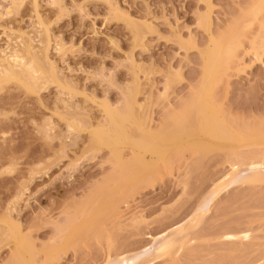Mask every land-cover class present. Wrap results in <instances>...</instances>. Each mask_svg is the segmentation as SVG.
<instances>
[{"label":"rangeland","instance_id":"rangeland-1","mask_svg":"<svg viewBox=\"0 0 264 264\" xmlns=\"http://www.w3.org/2000/svg\"><path fill=\"white\" fill-rule=\"evenodd\" d=\"M252 1L0 0V56L27 43L32 54L47 50L42 61L53 70L33 91L16 80L0 84V264H15L19 236L20 260L34 264L264 262V181L229 184L198 211L232 162H239L238 178L251 172L240 157L264 154V144L239 146L237 160L234 145L217 142L221 135L209 138L207 129L195 135L180 124L196 112L193 104L188 109L191 90L199 83L209 36L225 31ZM114 13L139 28L136 43L129 22ZM208 14L205 29L199 20ZM238 31L235 57L204 102L208 98L232 131L261 130L264 41L259 48L253 43L264 39V8ZM133 88L143 127L156 130L169 115L165 131L177 133L163 157L141 152L149 162L138 176L113 164L110 152L122 160L133 155L125 140L108 147L89 136L105 121L101 105L122 109ZM69 122L83 127L69 129ZM244 234L249 240L239 241ZM170 237L183 250L154 257L155 242Z\"/></svg>","mask_w":264,"mask_h":264},{"label":"bare ground","instance_id":"bare-ground-1","mask_svg":"<svg viewBox=\"0 0 264 264\" xmlns=\"http://www.w3.org/2000/svg\"><path fill=\"white\" fill-rule=\"evenodd\" d=\"M35 1L36 0H32V3L35 4L36 3ZM13 4H15V3H13ZM250 4L251 5L248 7L247 11L245 10L241 14V16L238 17V19H236L235 21L233 20L234 22H232V24L227 29L225 28L226 29L225 31H220L221 33L218 35L209 36L210 37L209 38V44L206 45L207 46V48L205 47L206 51L202 56V64H201L202 65V70H201L202 72H201L200 79L198 80L199 83L196 84L197 87L196 88L194 87L193 91L191 90V92H192L191 98L189 97L191 102L189 101L190 106L188 109H190L191 105L193 104L192 107L196 109L195 110L196 112L194 114L195 116L193 115L194 118L192 120L187 118L188 121H185V124H184V122L180 123L181 125L186 127L185 129L188 133L190 131L191 132L193 131V133L195 135H199L200 134L199 132H202V130L203 131L205 130V132H206V129H207V131H210L209 135L207 134L209 136V138H210V135L214 136L217 134L216 135L217 137H218V135L219 136L221 135L220 137H221L222 141H219V140L217 141V139H216V141L221 142L223 148L225 145H227V146L228 145H232V146L234 145L235 149L234 150L232 149V150L236 152L235 154H237V157H238L237 160L239 159V154L237 153L239 146H241L243 144H251V145L257 144L258 146H259V144H264V128L260 130L259 127L258 128L253 127V128H249V130L246 128V130H244V129L243 130L242 129H240V130L233 129V131H232L233 127L230 124H226L228 121L227 122L225 121L226 119L224 118V116H222L219 112H217V113H219L220 116H217L213 110L216 107H212V105L210 103H207L208 98L206 99V102H204L205 101L204 98L209 97L211 99V97L214 93L213 90H215L216 83H218V81L221 80L220 78L224 75L223 73L225 72L226 68L229 67L228 65H229V63H231L230 61L233 59L232 57L235 55L236 48L238 47V45H240L239 43H241V41L239 40L240 32L238 31V29L240 28V29L244 30L245 28H247L258 17L259 12L264 8V6H263L264 0H254ZM115 10H113V11L116 12L117 10L116 11ZM10 11L11 10L9 9L7 11V13ZM114 14H116V13H114ZM118 14H116V15L118 16ZM116 15H115V17H116ZM119 15L121 16V17L118 16L119 18H125L123 14L122 15L119 14ZM208 16H209V14L203 15L202 17H200V20H199V23L201 25H203L205 27V29L208 28L209 24H210V22L208 21V19H209ZM113 17H114V15H113ZM125 19L127 20V23L129 22V25L131 26L132 30L134 31L135 43H136L139 40V34L137 31V30H139V28L137 27L138 29L136 30V28H135L136 24L133 21L132 22L129 21L130 19H128L127 17ZM208 30H210V29H208ZM46 32H48V30H46ZM46 32H45V34H47ZM42 39H43V37H42ZM260 39H261V37H260ZM262 40L264 41V39H261V41L259 43L257 41L254 42L253 46H255V47L257 46L256 48L261 47L262 43H263ZM23 45H25V44H23ZM23 45H22V47H23ZM26 45H28V44L26 43ZM26 45L23 47L24 49L21 47L23 50L22 49L21 50H11L12 52H10L9 55L6 53V54H4L5 56H0V84L1 85L3 82L5 83V82H9V80H13V81L16 80L17 83H20L21 86L24 85L27 88V90H29V91H33V90H35V88H38V84L40 85V83H41V85L43 84V86H44V83L41 82L42 77L44 79L47 78V76L45 74L51 73V71H53V70L49 69V68H51V66H49V68L47 69L45 67V65L43 64V61H42V60H44L45 57L47 58V55H45L44 57L42 56V55H44V52L46 54L47 50L45 51L44 48L41 49L42 51H41L40 55H39V52L35 51L34 54L37 53L38 55H34V54H32L33 51H31L33 49H30L29 46H26ZM38 56H42V57L40 58ZM39 58L41 60H39ZM44 62H46V59L44 60ZM47 62L49 63V61H47ZM48 63H45V64H48ZM46 66L48 67V65H46ZM54 70H55V68H54ZM54 74H55V71L53 72V75ZM50 77H51V74H50ZM57 80H55V81L57 82ZM38 81H40V82L37 83ZM43 81L46 82L45 80H43ZM59 83L60 82L58 81V84ZM45 84H47V83H45ZM33 87H34V89H32ZM64 90H65V88H64ZM70 92H72V90H70ZM127 93H130L131 96H129V97L127 96L128 99H125V103L122 105L124 107L123 108L121 107L122 109L116 108V106H115V108H111L107 105L106 102H105V104L103 103L101 105V107L103 106L102 107L104 109L103 111H105L104 112L105 113V118H104L105 121H100L99 122L100 124L98 123L99 126L97 124L96 126L92 127V130H90L91 133H89L91 135H89V136L91 138L90 140L96 141V143L97 142L101 143L103 141L102 144L106 143L104 145H107V146L108 145H112V146L116 145L117 146L123 140H125L126 141L125 143H128L133 149V151H132L133 155L130 156L131 158H128L127 160H124V159L122 160L121 156H119L120 153H117L118 151H116V152L114 151L113 153L110 152L111 154H113L111 156L113 160L112 159L111 160L114 162L113 164H117L115 166H118L119 169L121 168L122 170H126L128 173H134V175L137 174V176H138V174H140L139 172H141V171L143 172V169L148 168V164H146V163L149 162L148 160L145 161V158H143V155H141V152H143V151L148 152L149 151L148 153L152 152V154L153 153L157 154V156L161 155L162 153L165 152L164 149L169 144H171V143H169L171 141V138H173L175 135L177 136V133H175V132L173 133V131L171 133L170 131H168V129L171 128L170 127L171 125L167 124L166 121H168V123H169L170 120H172L171 116H169V115H168V117H166L167 119H166L165 123L162 124L163 125L162 127L159 126V128H156V130H151V129L149 130L148 128H147L148 130L145 129L143 127V123H140V122H142V119L140 118V116L138 115L139 120H138V118H136L138 116L135 117L134 111L137 109H133L135 106V101H134L135 99L133 97L134 88L131 89V92L128 90ZM60 94H62V93H60ZM62 101H65V100H61V102ZM186 101H188V100H186ZM209 101H211V100H209ZM183 106H181V107H183ZM132 111L134 114L131 113ZM190 116H192V115H190ZM180 117H181V115H180ZM190 118H192V117H190ZM72 120H70V121L72 122ZM71 122H69L67 124L69 129H72V130H75V128L78 129V127L80 125H81L80 126L81 128L83 127L82 124H79L78 122L75 124L71 123ZM179 122H181V121H179ZM76 124H79V125H76ZM164 126H165V128L167 126H169V128L167 127L168 129L166 130L167 133H169V135L166 134ZM229 126H231L232 128ZM80 127H79V129H80ZM131 129L134 130V132ZM144 130H147V131H144ZM194 131H196L197 134ZM206 133H208V132H206ZM197 138H199V136ZM214 139H213V141H214ZM90 140H89V142H90ZM92 141H91V143H92ZM218 144L220 145V143H218ZM218 144H217V146H219ZM173 145H175V143ZM173 145L171 147H173ZM205 145L206 144H204V146ZM198 146H201V145H198ZM222 146L220 145V147H222ZM110 149H112V151H113V148H110ZM116 150H118V148ZM220 151H222V150H220ZM165 154H162L161 156L163 157ZM232 154H234V152ZM257 154H258V156H257ZM257 154L253 153V154H251V156L249 155V157L246 156L247 159H246V157L243 158V156L241 155L242 157H240V158H242L243 162H247L246 164L251 166V168H250L251 172L246 177L244 176L243 178L240 176H239L240 178L237 177L238 173H236V170L238 168L239 162H237V164H236V161L232 162L231 163V171L223 178V181L220 184L214 186L212 191L206 196L205 202L202 203V205L199 207L198 211L203 210L206 207V203H208L210 201V199L213 197V195L229 184L236 183V182H242V183L243 182H246V183L251 182V184L253 182H263L264 181V154H260L258 152H257ZM244 159L246 161H244ZM153 162H154V160H153ZM99 212H100V210H99ZM197 214H198V212H197ZM14 226H16V225H14ZM188 226H189V224H188ZM9 228L11 229V226L7 228L9 230L8 231L9 233L14 231V232H12L14 234H12V235L10 234V236L12 237L13 235H15V238H17L16 236H18V235H17V233H15V230H13V229L10 230ZM16 229L18 230V227H16ZM248 236H249L248 234H244L243 236L240 237L239 241L241 240V241L245 242L244 240H246V238H248V240H249L250 236L249 237ZM21 238H22V236H21ZM21 238L19 236V238H18L19 240L16 243H19V242H21V243H19V246H18V244H15L16 247L21 248L22 246H24ZM178 240L179 239L177 237L165 238V239H162L160 241L158 240V242H155V246L153 247L154 248V254H152V255H154V257H158V256L162 257L164 255H168L170 252L172 253V250H174V254L176 256V252L178 253L179 250L181 252L183 250V246H184V244L182 246L181 241H178ZM28 243L26 244V242H25L26 245L32 246L31 243L30 244H28ZM20 244H23V245L21 246ZM52 246L54 247V245H52ZM52 246L50 244V246H48V247H50V249L53 250ZM48 247H46L45 249H47ZM58 247H59V245H58ZM19 248H16V249L19 251ZM59 249L55 250V248H54L55 251H57ZM17 250H15V252L13 254L14 257L12 256V258H14V260L13 259L12 260H13V262H15V264L16 263L17 264H34L33 261H31V259L29 258V256H28V258L30 260H26V259H25V261H23V259L20 260L21 255L19 257V255H18L19 253L17 252ZM51 250H49L48 252H50ZM48 252H45V253H48ZM15 253H16V255H15ZM263 253H264V251H263ZM52 256H54V255H52ZM262 256H264V254ZM129 260L132 261V259H130V258H120V259H118L116 264H125V263H128ZM109 261L107 263L112 264V261H114V260H112L110 262ZM174 261L172 264H174ZM262 261H264V260L262 259ZM261 264H264V262H262Z\"/></svg>","mask_w":264,"mask_h":264}]
</instances>
